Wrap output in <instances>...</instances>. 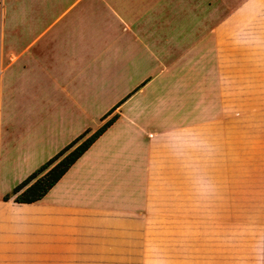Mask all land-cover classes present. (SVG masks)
<instances>
[{"label": "crops", "instance_id": "0c3cea01", "mask_svg": "<svg viewBox=\"0 0 264 264\" xmlns=\"http://www.w3.org/2000/svg\"><path fill=\"white\" fill-rule=\"evenodd\" d=\"M199 1L0 0V185L10 163L26 167L22 183L117 115L42 200L0 194V264H82L92 236L144 213L178 133L201 123L218 157L205 164L209 217L235 218L248 189L264 219V0L236 6L211 36L194 20ZM221 245L205 264H264V235L247 258L214 256Z\"/></svg>", "mask_w": 264, "mask_h": 264}, {"label": "rangeland", "instance_id": "374dc122", "mask_svg": "<svg viewBox=\"0 0 264 264\" xmlns=\"http://www.w3.org/2000/svg\"><path fill=\"white\" fill-rule=\"evenodd\" d=\"M245 1L205 0V6H202L200 0L201 3L195 5L194 20L203 21L204 36H211L219 22ZM5 32L8 37V26ZM248 83V71L245 69L243 117L258 112L257 107H250V92L245 90ZM6 91L8 93V87ZM255 94L259 96L261 93ZM199 110L205 113V107ZM246 126L243 123V129ZM178 138L183 142L177 153L173 149L172 170H164L160 174L161 187L152 189L153 194L144 213L122 223L115 219L113 236H92L90 250L82 252V264H205V260L210 258L209 245L217 239L223 245L218 252H213L214 256L247 258L252 248L256 253L264 235V219L258 217L248 189L235 218L224 214L209 217L207 213L205 164L216 165L218 157L205 151V123L196 125L192 132L183 129ZM206 147L208 149L207 144ZM26 170L25 166L16 167L10 163L2 172L0 194H10ZM222 207L225 210L224 205ZM4 239L5 245L11 243L10 234H4Z\"/></svg>", "mask_w": 264, "mask_h": 264}, {"label": "trees", "instance_id": "16d2710c", "mask_svg": "<svg viewBox=\"0 0 264 264\" xmlns=\"http://www.w3.org/2000/svg\"><path fill=\"white\" fill-rule=\"evenodd\" d=\"M117 120V115L107 121L92 136L84 139L80 136L58 154L44 163L40 168L17 185L4 201L14 198L16 203H35L42 200L49 191L63 178L68 170L87 152L95 141L103 135ZM82 141L80 144L79 142Z\"/></svg>", "mask_w": 264, "mask_h": 264}]
</instances>
